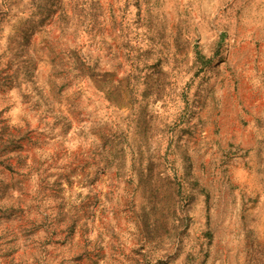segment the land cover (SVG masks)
I'll return each instance as SVG.
<instances>
[{"label": "rangeland", "instance_id": "374dc122", "mask_svg": "<svg viewBox=\"0 0 264 264\" xmlns=\"http://www.w3.org/2000/svg\"><path fill=\"white\" fill-rule=\"evenodd\" d=\"M0 264H264V0H0Z\"/></svg>", "mask_w": 264, "mask_h": 264}]
</instances>
